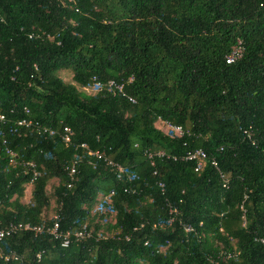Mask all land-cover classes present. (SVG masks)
I'll use <instances>...</instances> for the list:
<instances>
[{
    "label": "trees",
    "instance_id": "16d2710c",
    "mask_svg": "<svg viewBox=\"0 0 264 264\" xmlns=\"http://www.w3.org/2000/svg\"><path fill=\"white\" fill-rule=\"evenodd\" d=\"M237 40L244 54L227 64ZM94 78L102 90L83 92ZM129 78L135 104L105 86ZM0 112L1 227L51 226L56 216L63 231L107 235L64 247L18 232L0 243V264H33L37 253L42 264H264V0H0ZM22 118L55 134L9 132ZM159 119L189 135L163 133ZM249 128L254 144L243 135ZM82 144L137 179L118 181ZM195 148L216 159L227 188L210 160L195 172L191 162L151 166L145 156ZM74 161L68 186L65 167ZM111 190L108 212L94 211ZM171 209L178 215L167 225ZM10 253L20 259L5 261Z\"/></svg>",
    "mask_w": 264,
    "mask_h": 264
},
{
    "label": "built area",
    "instance_id": "2783aa9c",
    "mask_svg": "<svg viewBox=\"0 0 264 264\" xmlns=\"http://www.w3.org/2000/svg\"><path fill=\"white\" fill-rule=\"evenodd\" d=\"M69 1L72 2V0H69ZM243 54H244L243 42L241 40H237V42L232 46L229 54L225 57V61L227 64H233V63L237 62L238 60H240L242 58ZM132 80H133V78H129L127 81H122V82H117L115 80H109L105 84V86L107 87V89L111 90L114 94H119L121 97L127 99L130 103L135 104L136 100L133 97L129 96L125 92V86L128 85L129 83H131ZM101 90H102L101 83L99 81H97L95 78H94V82H93L92 86H90L88 88L87 87L82 88V91L86 92L87 94H95L96 92H99ZM90 91H92V92H90ZM24 114L29 115V110L27 108H24ZM6 121L7 120H6L5 115L0 112V124H5ZM13 123H14L13 128L9 129V132H12V133L17 132L18 128L34 127L35 129H37V131L39 133H42V134L47 133L49 135L55 134V131H53L51 129H47L46 127H41L37 122H34L30 118H22L20 120H17L16 122L14 121ZM158 127L161 129V131L163 133H165V134L171 133L178 138H182L186 135H189L188 131L185 130L182 126L174 125L171 122H169L168 120L159 119L158 120ZM72 135L73 134H72L70 128H68V127L63 128V131L61 133V139H62L65 146H71L72 145ZM243 135L245 136V138L247 140H251L250 142H252L254 144L253 139H252L253 131L251 128L244 129ZM184 146L185 147L187 146V142L184 143ZM80 147L86 150L88 156H91L92 158H95L96 160L102 161L107 166L111 167V169H113L116 172L118 181H124L125 178L128 181H132V180L137 179V177L135 175H132V176L126 175L127 173L122 166L113 162L112 160L107 158L102 153H100L98 151L90 150L85 144H82ZM221 150H222V148L220 149V151ZM6 154L9 157V163L10 164H16L17 163V156H16L15 151H13L11 149H6ZM145 156H146V158L149 161L151 166H155L156 161L159 159L160 160L173 159L174 161L181 159L185 162H191L194 166L195 172L201 171L204 167V164H206V162L208 160H210L213 168H215L220 174V178L222 179V182H223V187H225V188L228 187L229 181H228V179H225L224 175L219 170L216 159L214 157L210 158L208 156V154L206 153V151H204L202 148L187 149L185 151V153L182 156H180L179 158L176 155H169L163 150H146ZM263 156H264V150H263ZM76 165H77V162L74 161L71 165H68L65 167V171L67 172V176H68L69 182H70L68 186H70L71 183L74 181V177L77 173ZM32 166H34V165L31 163V167ZM153 174L156 175V172L154 171ZM37 175H38V173L34 172L33 178L37 177ZM32 182H33V180H31L30 185L32 184ZM158 187L160 189H162V191H163L164 190V183L159 182ZM135 192H136V190L133 188L123 187V189H122V193H124V194H129V193L135 194ZM116 194H117L116 190H111L110 196L104 197L102 199V202L96 206L97 209H96V207L94 209L96 211L98 210L102 213L103 212L107 213L108 209L106 208L105 205L108 201H110V197L115 196ZM99 205L103 206V207L100 208ZM175 214L178 215V211H176V209H171L170 210L171 216L166 220L167 225H171L173 223V221H174L173 215H175ZM53 219H54V222L51 226H33L29 223H15V224H9L7 227L2 228L0 225V243L3 241V239L5 237L15 235L18 232H30L34 235L47 234L52 239L60 241L64 247L68 246L70 244V242H73V241H82V240L92 239V238H95L96 240H103V239H106V237H107V235L104 233L94 234L93 232L84 231V230H74V231L73 230H66V231H63L60 229L59 223L57 222V217L54 216ZM179 223H180V225H182V227L186 233H192L195 231V228L192 225L184 224L182 222V220H180ZM242 225L245 226V221L243 222ZM259 240H260L261 244L264 245V240L263 239H259ZM221 256H223V257L226 256V258H232V255L227 254L224 251L221 252ZM3 257H4L5 261H9L11 259H14V260L20 259V256L16 255L15 253L6 254ZM33 264H42L41 253L35 254V259H34ZM214 264H217V262H214Z\"/></svg>",
    "mask_w": 264,
    "mask_h": 264
},
{
    "label": "rangeland",
    "instance_id": "374dc122",
    "mask_svg": "<svg viewBox=\"0 0 264 264\" xmlns=\"http://www.w3.org/2000/svg\"><path fill=\"white\" fill-rule=\"evenodd\" d=\"M60 76H61V78L65 81V82H67V83H72V73L70 72V71H62L61 73H60ZM80 89V88H79ZM82 90V89H81ZM90 92H92V91H90ZM56 183H52V184H50V191L52 190V188H53V186L55 185ZM29 188V187H28ZM28 188H27V191H26V193H25V196H24V201L25 202H27L28 200H29V196H30V194H29V192H30V190H28ZM99 207L100 208H102L103 206H100L99 205ZM96 209H97V207H96ZM94 211H96L95 209H94ZM52 215H53V211L52 212H50L49 213V217H52Z\"/></svg>",
    "mask_w": 264,
    "mask_h": 264
},
{
    "label": "crops",
    "instance_id": "0c3cea01",
    "mask_svg": "<svg viewBox=\"0 0 264 264\" xmlns=\"http://www.w3.org/2000/svg\"><path fill=\"white\" fill-rule=\"evenodd\" d=\"M29 187V188H28ZM27 188H28V190H30L31 191V185L30 184H27L26 186H25V193H26V191H27ZM29 194H30V192H29ZM30 197V196H29Z\"/></svg>",
    "mask_w": 264,
    "mask_h": 264
}]
</instances>
